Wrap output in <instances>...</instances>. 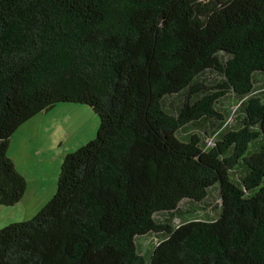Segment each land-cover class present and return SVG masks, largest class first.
Masks as SVG:
<instances>
[{"label": "trees", "instance_id": "obj_1", "mask_svg": "<svg viewBox=\"0 0 264 264\" xmlns=\"http://www.w3.org/2000/svg\"><path fill=\"white\" fill-rule=\"evenodd\" d=\"M58 102L97 135L0 264H264V0H0L1 205L12 135Z\"/></svg>", "mask_w": 264, "mask_h": 264}, {"label": "rangeland", "instance_id": "obj_2", "mask_svg": "<svg viewBox=\"0 0 264 264\" xmlns=\"http://www.w3.org/2000/svg\"><path fill=\"white\" fill-rule=\"evenodd\" d=\"M28 122L31 124L29 128L30 136L36 134L37 137L36 140L28 144L32 151H35V147L39 143L49 142L53 145L56 144L57 149H60L58 154L54 157V160L59 159L61 161L57 163V174L53 176L56 181V186H50L48 184L46 187L42 188L41 183H32L31 180H29V192L28 190L26 191V193L28 192L26 198H24L25 193L22 200L17 203L12 205L0 204V228L10 223L30 219L51 199L57 189V178L64 155L94 139L97 135V128L100 120L98 115L87 104L58 102L41 113L36 114L35 117H32ZM17 140L18 142L14 145L16 148H20L23 144V138L17 137ZM64 148L67 149L65 152L63 150ZM53 164H55L54 169H56V163L53 162ZM35 169H37L38 172L34 174V177L39 182L43 177L44 166L39 164L35 166ZM36 184L37 186H35ZM34 186L35 191L31 190ZM213 202L215 206L219 204L218 202ZM217 211L218 210L214 207V209L206 213V215L212 218L216 217ZM204 217L206 218V216ZM179 222L180 220L177 219L176 223ZM156 237V235H148L141 238L136 237L135 243L137 251L144 256L145 259H147L148 250L153 246L152 244L156 242Z\"/></svg>", "mask_w": 264, "mask_h": 264}, {"label": "crops", "instance_id": "obj_3", "mask_svg": "<svg viewBox=\"0 0 264 264\" xmlns=\"http://www.w3.org/2000/svg\"><path fill=\"white\" fill-rule=\"evenodd\" d=\"M28 121L24 122L19 127L17 132L18 134L12 135L8 147V156L12 159L17 171L23 175L26 180L24 194L28 190L29 180H31L32 183H41L42 188L46 187L48 184L50 186H56V181L53 176L57 174V163L61 162L59 159L54 160L55 155L60 151V149H57L56 144L53 145L51 142L39 143L35 147V151H32V149L29 148L28 144L31 141L36 140L37 137L36 134L30 136L29 128L31 124H29ZM17 137L23 138V144L20 148H16L14 145L18 142ZM63 150L65 152L67 149L64 148ZM53 162L56 163V169H54L55 164H53ZM39 164H42L44 169L43 177L38 182V180L34 177V174L38 172V170L35 169V166ZM37 184L35 186H37ZM35 186L31 188V190L35 191ZM28 192L25 194L24 198H26Z\"/></svg>", "mask_w": 264, "mask_h": 264}]
</instances>
